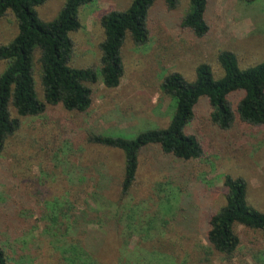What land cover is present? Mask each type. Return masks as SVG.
Instances as JSON below:
<instances>
[{
	"label": "rangeland",
	"instance_id": "obj_1",
	"mask_svg": "<svg viewBox=\"0 0 264 264\" xmlns=\"http://www.w3.org/2000/svg\"><path fill=\"white\" fill-rule=\"evenodd\" d=\"M129 2L93 0L81 10L82 27L70 34L75 42L72 67L97 62L102 37L98 12L122 10ZM61 3L46 0L35 8L37 16L53 18ZM189 9L188 0L169 12L162 0L152 3L148 41L137 47L124 38L119 85H94L85 114L48 106L38 116L20 117V128L0 154V245L10 264H69L61 259V250L75 240L88 250L91 264H264L260 232L234 225L240 245L230 262L221 261L203 236L205 213L223 203V173L242 176L247 202L264 212V126L236 122L221 132L200 103L197 119L188 127L202 137L206 157L182 161L149 148L139 157L138 185L121 200L122 153L85 139L88 132L127 135L164 127L174 105L158 83L168 71L190 82L195 66L204 63L216 79L222 75L216 60L221 50L231 51L240 69L264 59V0H208L204 17L212 29L199 39L179 31ZM15 33L12 19L0 20V43ZM68 187L76 193L72 197ZM55 200L68 209L64 222L80 221L86 233L52 239L41 233L37 219ZM80 256L85 264V255Z\"/></svg>",
	"mask_w": 264,
	"mask_h": 264
},
{
	"label": "trees",
	"instance_id": "obj_2",
	"mask_svg": "<svg viewBox=\"0 0 264 264\" xmlns=\"http://www.w3.org/2000/svg\"><path fill=\"white\" fill-rule=\"evenodd\" d=\"M45 1L0 0V20L12 19L16 25L13 37L0 43V154L20 128V117L38 116L48 106L85 114L94 99V85L101 84L108 89L119 85L124 72L120 52L124 38L128 36L138 47L150 36L147 11L155 0H130L122 10H100L97 21L102 37L97 43V62L72 67L75 42L70 34L82 27L80 12L93 0H62L56 15L44 21L37 16L35 8ZM162 1L166 12L176 9L180 2ZM207 2L188 0L190 9L179 22L181 33L199 39L211 31L212 26L204 17ZM216 60L222 70V75L216 79L204 63L195 66L194 79L190 82L176 71H168L162 76L158 90L174 105L164 127L127 135L86 133L88 143L122 153L118 183L120 200L138 185L139 157L149 148H157L160 155L182 161L206 157L202 137L188 127L197 119L200 103L205 106L211 124L221 132L229 131L236 122L251 128L264 126V59L240 69L235 55L221 50ZM221 184L223 203L205 213L203 236L221 261L230 262L240 245V236L233 226L241 225L264 234V212L247 202V184L242 176L223 173ZM66 192L70 197L76 194L70 187ZM49 206V211L37 219L42 234L52 239L58 234L86 233L80 221L64 222V210L68 209L60 207L57 200ZM70 229L79 230L71 233ZM79 243L75 240L64 246L61 259L69 264H80V254H83L85 264H91L90 253L81 250ZM10 260L0 245V264H10Z\"/></svg>",
	"mask_w": 264,
	"mask_h": 264
}]
</instances>
